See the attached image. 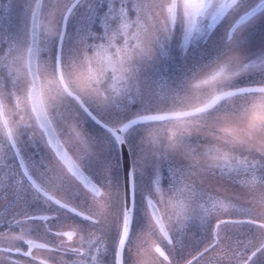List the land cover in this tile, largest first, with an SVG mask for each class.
<instances>
[{
	"label": "snow or ice",
	"instance_id": "obj_1",
	"mask_svg": "<svg viewBox=\"0 0 264 264\" xmlns=\"http://www.w3.org/2000/svg\"><path fill=\"white\" fill-rule=\"evenodd\" d=\"M24 7L23 39L0 35V264H141L146 255L151 264H199L221 242L223 264H264V75L243 76L264 72V56L249 63L230 51L167 103L110 129L118 143L130 129L139 136L133 170L151 168L142 200L110 175L97 183L86 174L91 144L64 110L69 99L87 110L129 92L136 65L178 24L191 34L213 9V22L236 9L243 14L233 32L254 28L264 0H26ZM82 10L93 22L74 38L68 17ZM33 144L47 150L44 159L28 156ZM165 163L171 176L162 187L157 169ZM208 180L234 191L209 188ZM193 223L201 236L189 248L181 238Z\"/></svg>",
	"mask_w": 264,
	"mask_h": 264
},
{
	"label": "rangeland",
	"instance_id": "obj_2",
	"mask_svg": "<svg viewBox=\"0 0 264 264\" xmlns=\"http://www.w3.org/2000/svg\"><path fill=\"white\" fill-rule=\"evenodd\" d=\"M101 1L103 0H100V2ZM25 4H26V0H0V35L6 33L9 36V38L13 40L19 41L23 39L25 34L26 20H28L30 13L24 7ZM5 7L8 8L7 12H5ZM91 15L94 17L95 13L93 12ZM88 17H89V13L83 10L79 14L71 13L69 15L68 29L70 30V34L74 38H78L82 33H84L87 30L88 25H90L93 22L92 20L88 19ZM96 27H100V26L96 25ZM243 29L245 32L249 34H251V32L254 30L253 28H247V27ZM239 31L240 30L237 29L234 31L232 41H229L227 37L224 35L221 36L219 34H215V35L212 34L210 36L211 41L209 42L208 46L206 48L203 47V49L211 51V56H207L205 59L203 58L205 56L196 57L197 60L204 59L205 62L186 63L185 68L183 69V72H185V74L177 78L175 81H171V79H165L164 81L159 82L158 77H153V76L145 77L142 74V71L164 72V71L173 70L175 69L174 63L165 62V61L157 64L142 63V69L140 68V65L137 64L131 73V78L129 81L130 91L127 92L128 94L125 93L115 98L113 101H110L104 105L96 104L95 102H91L89 103V105L91 106L93 111H95L104 121L110 124H114L121 121L124 118H127L132 113L143 109L139 107L157 106L159 104L167 103L168 96L171 94L173 90L181 89L186 84V82L191 79V74L193 77L194 74L205 71L212 64L213 61L223 56L226 49L228 51L229 50L235 51L238 54L239 53L238 48L240 49V44H241V38L238 34ZM257 32H259V30ZM253 37L255 38L256 35H254ZM258 39L261 40L260 44L264 46V37L258 36ZM252 43H255V41H253ZM0 47H4L6 50L5 45H0ZM207 54L208 53H205V55ZM2 55L3 53H0V56ZM191 71H195V72L190 73ZM262 75H264V72H261L259 70H257V72H253V70H251L243 74V76L254 77V78H259ZM131 100L135 101V105H132ZM64 110L66 114L76 119L82 132L84 130L89 129L88 130L89 132H86V134H88L91 140L94 142V145L97 147V151H101L102 154H104L102 149V144L95 142V140H93L92 138L97 139L96 138L97 136L106 134V132H104L102 129L91 123L87 128L84 123L86 121V118L82 115V113L78 110V108L72 101L67 100L65 102ZM125 138L127 140L128 145L131 148V153L135 163L136 158L140 155L141 145L139 141V136L133 133L132 130L130 129L129 132L126 134ZM83 139L84 138L82 137L81 140ZM89 142L91 144L90 140ZM25 151L27 152L30 158L34 157V155L32 154L33 153L32 150L26 147ZM36 157L40 158L41 154L38 153ZM86 161L87 159L84 160V162ZM174 163L176 165H180L182 161L180 160V158H177ZM160 170L165 171L164 178L165 181H167L171 176V169L169 168V165L167 163L163 164L161 167L157 169L158 172ZM150 171L151 168L149 167L145 170L143 174V180L145 182L148 179V173ZM205 183L207 187L216 188L222 193L226 192V194L228 195H231L234 191L233 189L229 188L228 185H221L213 180H208ZM218 199L225 204L228 203L227 201L223 200L222 196L219 197ZM208 206L210 207L211 205L209 204ZM262 211H264V209H262ZM217 215H220V212L213 211V217ZM194 224L195 226L192 227V232H199V234L198 236H192V239L187 240V243L190 246H193L201 236V229L199 227V224L198 223H194ZM206 255L210 256V253ZM142 262L143 263L151 262V256L146 255L143 258Z\"/></svg>",
	"mask_w": 264,
	"mask_h": 264
},
{
	"label": "flooded vegetation",
	"instance_id": "obj_3",
	"mask_svg": "<svg viewBox=\"0 0 264 264\" xmlns=\"http://www.w3.org/2000/svg\"><path fill=\"white\" fill-rule=\"evenodd\" d=\"M103 1H101L102 3ZM215 9H213L210 14L205 17L201 23L199 30L196 32H193L191 34L188 33L187 29L183 24H178L177 27L168 35L161 38V40L158 42L155 51L152 53L150 57H147L143 59L140 63V68L142 69V63H161V62H171L175 64V69L170 71H164V72H158V71H142V74L145 77L153 76L158 77L159 82L164 81L165 79H171V81H175L177 78L181 77L185 74L183 72V69L185 68L186 63H196V62H205V58L207 56H211V51L203 49L206 48L211 41L210 36L212 34H219L221 36L228 37V33L233 32L234 28V22L236 24V20L240 17L242 14L236 9L229 10L226 12L223 16L218 17V19L213 22L211 19V15L214 14ZM231 12V13H230ZM73 13H76L75 11ZM99 26V25H98ZM250 28L247 24L241 25L237 30H240L238 32L240 38H241V44L240 49L238 48V55L244 59L246 62H253L258 60L261 56H264V46L260 44L261 40L258 39V36L264 37V15H259L256 20V25L254 26V30L251 32V34L244 31L243 28ZM259 30V32H257ZM256 35L254 38L253 36ZM248 37H252L253 39L251 42L249 41ZM228 39V38H227ZM255 41V43H252ZM230 47V46H229ZM232 50H225L223 56L226 53H229ZM205 53H208L205 55ZM203 57V60H197L196 57ZM253 70V72H257V69L251 68L248 71ZM195 72L191 71L190 73ZM192 78V74H191ZM128 94V93H126ZM142 94V93H141ZM132 105H135V101L131 100ZM144 108V107H139ZM122 121V120H121ZM119 121V122H121ZM117 122V123H119ZM85 126L88 128L89 124L85 121ZM114 123V124H117ZM113 125V124H112ZM86 128V129H87ZM87 130L83 131V134L85 137L91 141V148H92V155L88 156L86 159L87 161H82L83 167L85 169L86 174L97 183H102L105 181V179L110 175V178L113 182V184L121 189L120 186V174H119V166H118V158H117V152H116V146L113 138H109L110 135L103 134L101 136H97L95 138H92L95 140V142L102 144V149L104 154H102L101 151H97V147L94 145V142L91 140L88 134L86 132H89ZM127 134V133H126ZM125 134V136H126ZM113 141V142H112ZM128 148V153L130 157V163H131V170H132V189L136 193L137 196L142 200L143 198V189L146 187V182L143 180V174L134 172V164L131 158V148L126 143ZM31 149H34L33 155L36 157L38 153L41 154V159L45 158L47 156V150L44 149L43 151L40 148H37L34 144L30 146ZM72 155L71 153H69ZM94 155V156H93ZM161 181H162V187H166L164 184V175H160ZM99 199V198H97ZM177 211L178 208L176 209ZM168 221L167 219L164 220V226L167 227ZM195 224H189L186 227L185 233L182 236V243L191 248L187 243V240L192 239V236H198L199 232H192V227H194ZM63 230L69 231L73 229H69L65 227ZM163 235V234H161ZM171 235V233H169ZM220 235L223 237L224 233L223 231L220 232ZM30 238V237H25ZM150 238V239H149ZM149 244L152 247H155L156 243H159L154 237H149ZM73 241L78 242L79 236H74ZM226 249V243L221 242L219 248H217L214 251H210V256L205 255L203 259L199 261V264H223V261L219 259L221 255L223 254V251ZM165 253L167 254V249H165ZM195 254V253H193ZM46 255V253L44 254ZM188 258H191L190 256ZM67 259V257H65ZM141 264H151L149 263H143Z\"/></svg>",
	"mask_w": 264,
	"mask_h": 264
},
{
	"label": "water",
	"instance_id": "obj_4",
	"mask_svg": "<svg viewBox=\"0 0 264 264\" xmlns=\"http://www.w3.org/2000/svg\"><path fill=\"white\" fill-rule=\"evenodd\" d=\"M29 17H30V14H29ZM81 109L84 111V113L91 120H93L98 125H100L104 129H106L111 134V136H113V138H114V140L116 142L117 152H118V157H119V166H120V174H121V188H122V190H124L126 188H131L132 189V174H131V170H130V163H129V159H128V153H127L126 146H125L124 142L123 143H118L117 142L116 138L112 134V131L110 130L113 126H110V125L102 122L101 120H99L94 114H92L88 110L87 107H86L87 110H85V108H82V107H81Z\"/></svg>",
	"mask_w": 264,
	"mask_h": 264
}]
</instances>
